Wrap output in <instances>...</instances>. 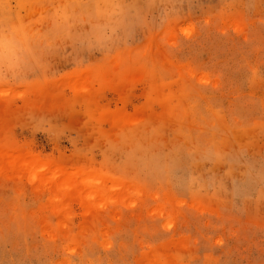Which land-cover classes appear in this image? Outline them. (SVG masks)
<instances>
[{
  "label": "rangeland",
  "instance_id": "obj_1",
  "mask_svg": "<svg viewBox=\"0 0 264 264\" xmlns=\"http://www.w3.org/2000/svg\"><path fill=\"white\" fill-rule=\"evenodd\" d=\"M0 20L43 49L0 76V264H264V0Z\"/></svg>",
  "mask_w": 264,
  "mask_h": 264
},
{
  "label": "clouds",
  "instance_id": "obj_2",
  "mask_svg": "<svg viewBox=\"0 0 264 264\" xmlns=\"http://www.w3.org/2000/svg\"><path fill=\"white\" fill-rule=\"evenodd\" d=\"M120 9V5H111ZM43 49L10 21L0 20V76H16L42 67Z\"/></svg>",
  "mask_w": 264,
  "mask_h": 264
}]
</instances>
